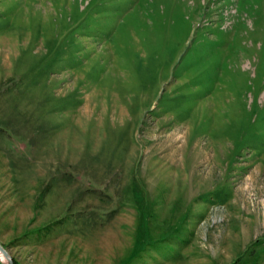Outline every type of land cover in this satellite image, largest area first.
I'll list each match as a JSON object with an SVG mask.
<instances>
[{"label":"rangeland","instance_id":"obj_1","mask_svg":"<svg viewBox=\"0 0 264 264\" xmlns=\"http://www.w3.org/2000/svg\"><path fill=\"white\" fill-rule=\"evenodd\" d=\"M0 246L264 264V0H0Z\"/></svg>","mask_w":264,"mask_h":264},{"label":"water","instance_id":"obj_2","mask_svg":"<svg viewBox=\"0 0 264 264\" xmlns=\"http://www.w3.org/2000/svg\"><path fill=\"white\" fill-rule=\"evenodd\" d=\"M0 253L9 260L8 254L6 253V251L0 246ZM11 263V262H10Z\"/></svg>","mask_w":264,"mask_h":264},{"label":"trees","instance_id":"obj_3","mask_svg":"<svg viewBox=\"0 0 264 264\" xmlns=\"http://www.w3.org/2000/svg\"><path fill=\"white\" fill-rule=\"evenodd\" d=\"M138 246H140V244L139 245H137L136 247H138ZM13 264H17L15 261L13 262Z\"/></svg>","mask_w":264,"mask_h":264}]
</instances>
